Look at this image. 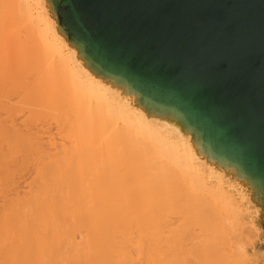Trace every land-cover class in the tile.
<instances>
[{
    "label": "bare ground",
    "instance_id": "1",
    "mask_svg": "<svg viewBox=\"0 0 264 264\" xmlns=\"http://www.w3.org/2000/svg\"><path fill=\"white\" fill-rule=\"evenodd\" d=\"M55 26L0 0V264H258L243 189Z\"/></svg>",
    "mask_w": 264,
    "mask_h": 264
},
{
    "label": "water",
    "instance_id": "2",
    "mask_svg": "<svg viewBox=\"0 0 264 264\" xmlns=\"http://www.w3.org/2000/svg\"><path fill=\"white\" fill-rule=\"evenodd\" d=\"M81 64L243 189L264 264V0H45Z\"/></svg>",
    "mask_w": 264,
    "mask_h": 264
},
{
    "label": "rangeland",
    "instance_id": "3",
    "mask_svg": "<svg viewBox=\"0 0 264 264\" xmlns=\"http://www.w3.org/2000/svg\"><path fill=\"white\" fill-rule=\"evenodd\" d=\"M259 228V227H258ZM259 230H260V228H259ZM261 234V231H260V233H259V235ZM259 240H260V238L259 239H256V244H255V247L257 246V243L259 242ZM258 264H263V263H258Z\"/></svg>",
    "mask_w": 264,
    "mask_h": 264
}]
</instances>
